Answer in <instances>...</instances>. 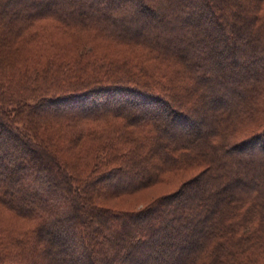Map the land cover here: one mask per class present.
<instances>
[{"label": "trees", "instance_id": "trees-1", "mask_svg": "<svg viewBox=\"0 0 264 264\" xmlns=\"http://www.w3.org/2000/svg\"><path fill=\"white\" fill-rule=\"evenodd\" d=\"M0 209V264H264V0H0Z\"/></svg>", "mask_w": 264, "mask_h": 264}, {"label": "rangeland", "instance_id": "rangeland-1", "mask_svg": "<svg viewBox=\"0 0 264 264\" xmlns=\"http://www.w3.org/2000/svg\"><path fill=\"white\" fill-rule=\"evenodd\" d=\"M44 26H49V23H43ZM209 34L215 35L219 34V30L217 27L212 24V27L208 29ZM223 32V31H222ZM245 38H243V42ZM244 46V44H243ZM245 55L243 54H238L236 55V59L238 62L243 63L245 60ZM229 69H231L229 67ZM246 71V70H245ZM176 130V128H173ZM18 152H21L20 150ZM6 163V161H5ZM196 172L194 173H180L176 175H167L165 178V183L156 185L148 190L139 192L136 195L132 196H123V197H116V198H111L108 199L104 202V205L113 207V208H118V209H125V210H133V209H138L148 203H150L154 198L165 195V194H170L171 192L175 191V189L181 185V183L187 181L190 179L193 175H195ZM48 179H51V176L46 175ZM7 221L8 220V215L5 214L1 209H0V221ZM13 223V222H12ZM137 262V261H136ZM134 264H137V263Z\"/></svg>", "mask_w": 264, "mask_h": 264}]
</instances>
